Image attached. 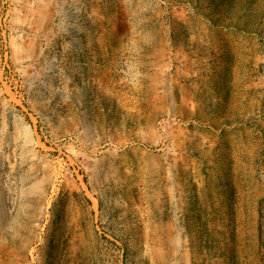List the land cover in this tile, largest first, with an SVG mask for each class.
Here are the masks:
<instances>
[{
  "label": "rangeland",
  "instance_id": "obj_1",
  "mask_svg": "<svg viewBox=\"0 0 264 264\" xmlns=\"http://www.w3.org/2000/svg\"><path fill=\"white\" fill-rule=\"evenodd\" d=\"M0 264H264V0H0Z\"/></svg>",
  "mask_w": 264,
  "mask_h": 264
}]
</instances>
